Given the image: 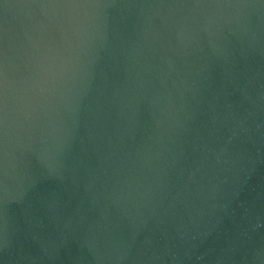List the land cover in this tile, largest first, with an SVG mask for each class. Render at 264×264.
<instances>
[{"label": "water", "instance_id": "95a60500", "mask_svg": "<svg viewBox=\"0 0 264 264\" xmlns=\"http://www.w3.org/2000/svg\"><path fill=\"white\" fill-rule=\"evenodd\" d=\"M0 264H264V0H0Z\"/></svg>", "mask_w": 264, "mask_h": 264}, {"label": "clouds", "instance_id": "9594fccd", "mask_svg": "<svg viewBox=\"0 0 264 264\" xmlns=\"http://www.w3.org/2000/svg\"><path fill=\"white\" fill-rule=\"evenodd\" d=\"M54 8L61 7L72 10V20L74 22V26L78 28L82 35H87L89 28L87 18L85 21H81L79 19L80 12L79 9L90 7V5H82L79 3H67L63 5H53ZM86 15V14H85ZM76 76H79L81 80L86 76V72L81 69L73 66V67H65L60 73V80H74ZM58 89H53L48 86V81L46 79H41L40 82V90H39V104L41 108L44 109V115L49 116V123H51V101L55 96ZM71 91V89H69ZM35 110V109H34ZM56 142L50 147L45 149L46 157L52 161L53 163L57 160V155L60 149L63 146L64 139L63 137H56Z\"/></svg>", "mask_w": 264, "mask_h": 264}]
</instances>
